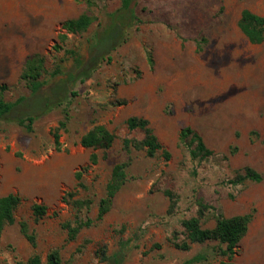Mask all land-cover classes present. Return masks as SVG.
<instances>
[{
  "label": "rangeland",
  "instance_id": "1",
  "mask_svg": "<svg viewBox=\"0 0 264 264\" xmlns=\"http://www.w3.org/2000/svg\"><path fill=\"white\" fill-rule=\"evenodd\" d=\"M92 1L89 6L85 0H0V87L7 86L6 101L27 98L9 118H0V197H22L16 222L6 226L0 239V264L33 254L20 229L24 220L37 236L44 261L59 248L63 264H107L100 248L110 255L121 240L134 237L138 247L129 250L123 264H181L199 253L209 260L195 264H219L227 257L213 251L218 241L185 250L171 240L174 234L186 238L182 221L198 214V200L226 216L253 213L233 261L264 264V42L252 43L239 26L244 9L264 16V0H139L141 22L111 52V61L82 79L65 49H78L89 61L92 38L122 5V0ZM86 11L98 18L95 24L84 34L70 33L63 49L57 48L64 21ZM34 53L44 55L48 72L58 65L63 71L53 78L44 74L47 83L36 96L22 78ZM66 88L69 96L59 106L58 96ZM38 98L52 103L39 109ZM26 114L36 117L32 132L14 120ZM132 116L149 120L163 146L156 156H148L145 148H124L125 138L145 137L143 130L129 129ZM63 120L67 125L57 147L55 131ZM98 124L115 135L110 148L81 144ZM185 126L197 130L215 154L193 160L180 141ZM120 162L129 163V179L110 212L69 240L63 224L74 218L71 200L91 197L92 208L84 214L96 218ZM247 166L258 170L262 181L229 183ZM35 203L47 207L39 220ZM202 221L214 227L213 211Z\"/></svg>",
  "mask_w": 264,
  "mask_h": 264
},
{
  "label": "trees",
  "instance_id": "2",
  "mask_svg": "<svg viewBox=\"0 0 264 264\" xmlns=\"http://www.w3.org/2000/svg\"><path fill=\"white\" fill-rule=\"evenodd\" d=\"M89 6L93 5L92 0H85ZM139 0H122V5L116 11L110 14V23L106 28L97 33L92 38V49L94 52L93 57L86 61L83 55L78 49L69 48L65 49L68 59H73L76 67L79 69V76L82 79L90 76L94 70L102 66L103 62L111 61V52L115 51L122 43L126 42L129 36V31L139 22L140 18L136 13V6ZM98 18L86 11L76 18H70L64 21L63 30L59 35V41L61 44L57 46L59 49H63L64 43L69 38V34H84L95 24ZM239 26L241 30L247 35L252 43L264 42V16L251 11L250 9H244L239 20ZM107 36L105 43L102 45L101 39ZM150 64H154L152 54L148 58ZM62 66L58 65L56 68L48 72L45 67V57L41 53H34L30 55L26 62L22 72V78L26 81L32 96L38 95L45 87L47 80L43 79L44 74H49L52 78L62 74ZM7 89L6 85L0 87V118H9L14 109L21 105L26 97H20L17 100L10 102L4 99V92ZM69 96L68 88L62 91L61 102L59 106L64 104V100ZM50 99L38 98L36 100L37 108L41 109L44 106H50ZM66 110V108H65ZM68 115V113H66ZM19 125L23 126L27 131L32 132L34 130V123L36 117L32 114L21 115L14 119ZM129 129H141L145 133V137L141 140L125 138L123 141L124 148L130 151L132 147L137 149H146L147 154L150 157H154L157 151L162 149L163 146L158 140V137L154 133L153 128L150 126V122L145 117L132 116L127 121ZM67 121L63 120L60 126L56 128L55 140L57 147L60 146V130L65 128ZM115 135L103 124H98L87 132L81 139V144L88 148H110L114 141ZM180 141L184 144L189 151V154L193 160H204L215 154L214 150L208 147L203 136L191 126H185L180 132ZM233 151V150H232ZM164 155L168 159L170 153L164 150ZM128 162L117 163L112 171L111 178L106 186L105 196L99 202V210L96 218H92L85 212H88L93 205V199L88 198H74L71 200L73 209L75 210L74 218L66 221L63 226L67 230L68 239L75 240L80 232L85 228H90L103 220L104 217L110 212L114 199L117 193L121 190L123 185L128 181ZM80 177V174H78ZM262 174L251 166L244 168L243 172H238L234 179H231L229 183L238 185L245 184L247 182H260L262 181ZM83 187L84 184L78 183ZM169 194V193H168ZM68 196H75L74 192L68 193ZM22 197L17 193H10L8 195L0 197V239L7 225H12L16 222L15 210L21 204ZM199 209L198 214L190 218L183 219L182 226L186 232V238L180 240L177 234H174L171 238L175 246L181 249H190L192 244H203L209 241H218L220 245L215 247L213 251L217 255L226 256L227 260H221L219 264H238L233 261V257L237 252L240 241L248 233L250 223L253 219V213L238 214L233 216H226L217 207L207 204L202 200H198ZM176 201H172L171 210L174 209ZM212 210L216 219L214 227H205L203 225V217L206 212ZM47 211V207L41 203H35L33 205V212L36 220L42 218ZM20 229L23 235L28 239L34 248L33 254L27 259H19L15 264H63L62 254L59 248L52 249L47 255L44 261L41 254L37 251L38 241L36 234L30 230L27 221L20 222ZM135 238L123 239L119 242V248L114 253L108 255L106 247H101L99 252L101 258L107 262V264H123L127 258L128 252L134 247H138V244L134 242ZM224 245V246H223ZM159 246V245H157ZM209 260V255L206 253H199L195 256L185 260L181 264H195L200 262H206Z\"/></svg>",
  "mask_w": 264,
  "mask_h": 264
}]
</instances>
